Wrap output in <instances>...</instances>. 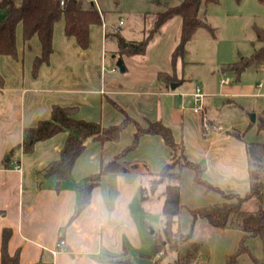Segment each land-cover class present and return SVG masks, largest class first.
I'll return each mask as SVG.
<instances>
[{
  "label": "crops",
  "instance_id": "obj_1",
  "mask_svg": "<svg viewBox=\"0 0 264 264\" xmlns=\"http://www.w3.org/2000/svg\"><path fill=\"white\" fill-rule=\"evenodd\" d=\"M101 11L102 23L90 26L87 48L66 32L64 17L56 22L53 52L37 73L34 61L42 55V43L37 34L25 41L22 23L16 30L17 56L0 54V74L4 78L0 86V264L5 228L12 229L8 249L11 254L20 251V264H124L122 259L139 264L133 259L135 255L152 259L153 247L145 243L148 231L140 217L142 201L137 202L144 177L158 172L171 158L170 147L159 135H142L137 148L125 158L129 171L103 174L88 206L71 220L81 187L133 143L138 123L161 120L183 140L186 156L204 165L203 177L207 181L225 192L245 195L249 191L246 141L262 139L256 121L264 111V67L249 68L236 80L232 71L221 68L233 61H221L213 75L222 78L216 92L206 93L205 115L211 119L213 103L239 108L242 120L223 126L211 119L215 128L205 129L203 113L198 112L199 122L189 118L187 104L192 102L193 93H184L191 99L181 93L182 99L175 100L180 93L176 89L187 79L180 75L181 68L189 63L186 56L175 63L172 59L180 40L181 17L169 19L152 36L145 53L128 55L120 51L118 36L128 41L141 40L153 29L157 13L162 10L155 11L153 22L138 29L137 38H131L124 30L123 16L112 22L110 15ZM3 16L0 10V18ZM249 73L256 77L254 83L247 82L245 75ZM173 82L178 83L176 88L171 87ZM54 105L75 107L77 117L99 121L104 126L121 123L126 114L132 120L118 140L102 144L88 138L86 149L67 179H42L40 172L60 157L68 132L39 141L33 152L25 153L24 129L50 118ZM252 112L256 113L255 122L250 118ZM192 127L196 138L188 144L186 133ZM249 132L252 139L247 138ZM16 163L21 165L20 170L15 168ZM137 163L145 165V170L135 169ZM202 219L193 224L192 217L190 225ZM60 238L67 245L56 251ZM261 242V258L247 244L252 253H246L251 264H264V238ZM114 258L116 261H111ZM242 260L245 262V257H239L238 264Z\"/></svg>",
  "mask_w": 264,
  "mask_h": 264
},
{
  "label": "trees",
  "instance_id": "obj_2",
  "mask_svg": "<svg viewBox=\"0 0 264 264\" xmlns=\"http://www.w3.org/2000/svg\"><path fill=\"white\" fill-rule=\"evenodd\" d=\"M240 2L241 0H236ZM264 6V0H258ZM220 0H183L180 4L170 6L157 13L153 29L141 40L128 41L118 36L120 51L122 54H143L152 36L171 18L180 16L182 19L180 40L175 48L172 59L175 63L178 57H185L188 53L187 45L193 39L199 28L206 27L212 32L207 17V7L210 4L219 3ZM0 10L4 16L0 18V54L17 56L16 30L19 23L23 24V36L27 41L37 34L42 43V55L34 61V72L37 73L42 62L48 61L53 52V32L56 22L65 18L66 32L74 36L78 44L87 48L90 44V26L94 23H102V12L95 4L86 5L84 0H1ZM256 40L261 43L249 56H241L238 61L225 64L224 70L232 71L236 80H240L243 72L249 68L264 67V23L254 27ZM125 68V65H123ZM163 74V73H162ZM170 75L168 80L170 81ZM4 78L0 74V86H3ZM75 107L54 105L50 118L42 119L37 125L24 129L22 148L25 153L34 151L39 141L47 140L56 134L67 131L68 137L58 159L51 161L41 172L40 177H55L58 182L70 177L77 158L86 149L88 138H94L104 144L107 141L118 140L122 130L132 119L126 114L125 119L116 125L104 126L99 121H90L76 116ZM148 127L138 129L135 132L133 143L127 146L116 157L126 155L137 148L142 135H159L171 149V159L165 163L154 176L151 185H142L140 188L141 200L147 199V191L168 182L163 192L164 227L163 234L166 239L154 235V246L150 256H156L166 245L174 250V231L172 229L176 218L180 215L184 206L181 193V169L189 167L194 173V183L201 186L205 193L215 192L220 199L208 205L193 207L190 211L193 216V224L199 218L208 221L217 228H239L243 231L240 245L234 254H231L226 264H238L240 255L252 254L247 241L250 238L260 236L264 238V116L257 121V129L262 132L261 140L246 141L249 162L250 188L245 195L235 192H225L222 188L212 184L203 177L204 165L201 162L190 160L185 154L183 140H179L174 130L165 125L161 120L149 121ZM181 151L183 161L177 157ZM165 173L166 168H176ZM130 165L119 162L116 158L106 164L99 173L91 175L88 181L80 189V198L77 203L74 219L90 203L92 191L98 185L101 177L110 172H128ZM42 185V180H40ZM59 187V185H58ZM256 199L258 206L254 210L244 209L249 200ZM12 235L11 228L3 231L2 264H20V251L11 254L8 242ZM198 248V246H197ZM197 256V250L187 252L182 262L178 264H192ZM116 261V259H111ZM40 264V263H35Z\"/></svg>",
  "mask_w": 264,
  "mask_h": 264
},
{
  "label": "rangeland",
  "instance_id": "obj_3",
  "mask_svg": "<svg viewBox=\"0 0 264 264\" xmlns=\"http://www.w3.org/2000/svg\"><path fill=\"white\" fill-rule=\"evenodd\" d=\"M97 1L105 14L110 15L112 22H118L120 17L123 16L125 20L124 30L129 32V36H132L131 38H137L140 36L138 29L153 22L152 16L155 11L158 9L163 11L171 5L180 4L183 0ZM207 17L214 31L212 32L206 27L199 28L187 45L188 53L186 59L189 63L181 68L180 71V75L187 79L176 89L180 92L178 93L179 96L175 98L176 101L182 99L183 96L186 99H191L192 97L184 93H194L197 83L205 95L207 92H216L218 82L222 77L213 74L222 64L221 61H238L241 56H249L255 48L261 45L256 40L254 32L256 25L262 26L264 23V6L258 0H241L240 2L236 0H220L219 3L208 5ZM180 58L178 57L177 61ZM224 67L226 66H221L222 70H224ZM245 77L248 80L247 82L250 83H254L256 80V77H253L251 73L246 74ZM181 93L183 96H180ZM187 108L189 118H195L199 122L201 120L200 113L194 111L193 100L187 104ZM202 113V115L206 114L205 106ZM242 115V110L237 107H227L211 103L209 117L220 125L228 126L238 123L242 120ZM206 116L208 117V114ZM262 116H264V111L260 112L257 117L260 119ZM211 119L208 118L207 120L208 127L215 128L216 124ZM147 127L148 124H137V130ZM186 134L188 144L195 140L196 133L194 127L190 128ZM252 136L251 132L247 134V138L252 139ZM127 155L128 153L116 157V159L119 162L125 163ZM177 157L180 161H183L181 151H179ZM138 164L135 165V169L143 168L145 170V165ZM178 169V166L172 169L166 168L165 173L172 170L177 171ZM181 172L180 183L184 206L172 226L175 234L173 242L176 244L175 249L172 250L169 248V245H166L156 256H150L151 260L146 258L141 259L139 255H135L133 259L139 262V264H178V262H182L187 252L197 250V256L192 261V264H225L229 256L234 254L239 247L243 231L239 228H217L209 224L205 219H202V222H197L194 226L190 225L193 217L190 210L193 207L208 205L219 200L220 195L215 192L205 193L201 186L195 184L191 168L184 167L181 169ZM153 177V175L144 177V185L149 187ZM167 183L160 184L156 190L148 189L146 193L147 199L141 200L140 196V200L137 202L140 203L139 201H142V213L140 217L144 224V230L148 231L145 234V243L150 247L154 245V235H159L162 239H166V236L163 234L165 221L162 213V194L166 189ZM257 206L258 201L253 199L249 204L245 203L244 209L254 210ZM136 208L140 209V206L136 205ZM247 244L253 249L254 255L261 258V237H253L247 241ZM242 255H240V260L244 257L246 260L245 262L242 260V264H247V261L251 264L252 260H249V256L246 253ZM122 261L124 264H134L129 259H122Z\"/></svg>",
  "mask_w": 264,
  "mask_h": 264
},
{
  "label": "built area",
  "instance_id": "obj_4",
  "mask_svg": "<svg viewBox=\"0 0 264 264\" xmlns=\"http://www.w3.org/2000/svg\"><path fill=\"white\" fill-rule=\"evenodd\" d=\"M64 1H65V0H61V3L63 4ZM90 1H91L93 4H95L96 7L101 11L100 6H99L97 0H90ZM101 12H102V11H101ZM123 22H124V21L121 19V20H120V24H122ZM260 85H262V83H261ZM205 96H206V95L203 93L202 88H201L199 85H197V86H196V90H195V92L193 93V101H194V107H195V111H196V112H200V113H202V112L204 111V106H205ZM202 120H203V126H204V128H205V129H210V128L208 127V123H207L208 118L206 117L205 114L202 116ZM15 168L20 170V169H21V165L18 164V163H16V164H15ZM66 245H67L66 240H65L64 238H60V240H59L58 243H57L56 251H60V250L64 249V248L66 247Z\"/></svg>",
  "mask_w": 264,
  "mask_h": 264
},
{
  "label": "water",
  "instance_id": "obj_5",
  "mask_svg": "<svg viewBox=\"0 0 264 264\" xmlns=\"http://www.w3.org/2000/svg\"><path fill=\"white\" fill-rule=\"evenodd\" d=\"M177 86H178V83H176V82L171 83L172 88H176ZM250 118L253 122H255L256 121V113H254V112L250 113Z\"/></svg>",
  "mask_w": 264,
  "mask_h": 264
}]
</instances>
